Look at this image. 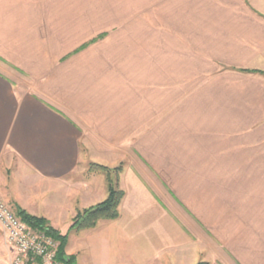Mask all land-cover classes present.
I'll use <instances>...</instances> for the list:
<instances>
[{
    "label": "crops",
    "instance_id": "0c3cea01",
    "mask_svg": "<svg viewBox=\"0 0 264 264\" xmlns=\"http://www.w3.org/2000/svg\"><path fill=\"white\" fill-rule=\"evenodd\" d=\"M91 161L73 264H264V0H0V196L66 233Z\"/></svg>",
    "mask_w": 264,
    "mask_h": 264
},
{
    "label": "trees",
    "instance_id": "16d2710c",
    "mask_svg": "<svg viewBox=\"0 0 264 264\" xmlns=\"http://www.w3.org/2000/svg\"><path fill=\"white\" fill-rule=\"evenodd\" d=\"M122 166L110 168L109 166L89 162L88 172L104 173L107 176L109 195L104 201L77 212L66 233L53 228L43 217L28 214L21 208L17 209L18 215L29 225L37 229H44L53 238L60 242L58 255L59 259H64L68 264H73L72 257L66 255L65 248L68 240L69 232L72 230H80L95 227L101 219H117L120 216V204L125 195L123 189L119 186L120 172ZM197 264H209L207 261H199Z\"/></svg>",
    "mask_w": 264,
    "mask_h": 264
},
{
    "label": "built area",
    "instance_id": "2783aa9c",
    "mask_svg": "<svg viewBox=\"0 0 264 264\" xmlns=\"http://www.w3.org/2000/svg\"><path fill=\"white\" fill-rule=\"evenodd\" d=\"M0 227L6 242L15 254L0 264H68L59 259L60 242L44 229H37L25 222L7 200L0 196Z\"/></svg>",
    "mask_w": 264,
    "mask_h": 264
},
{
    "label": "rangeland",
    "instance_id": "374dc122",
    "mask_svg": "<svg viewBox=\"0 0 264 264\" xmlns=\"http://www.w3.org/2000/svg\"><path fill=\"white\" fill-rule=\"evenodd\" d=\"M8 203L10 204V206L13 209H17V206L14 202H12L11 200L7 199ZM9 251H8V247H7V243H6V239L3 233V230L0 227V261H6L9 257Z\"/></svg>",
    "mask_w": 264,
    "mask_h": 264
}]
</instances>
